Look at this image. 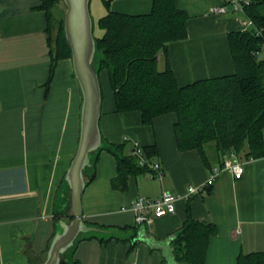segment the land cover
<instances>
[{
  "label": "crops",
  "instance_id": "1",
  "mask_svg": "<svg viewBox=\"0 0 264 264\" xmlns=\"http://www.w3.org/2000/svg\"><path fill=\"white\" fill-rule=\"evenodd\" d=\"M93 1V0H92ZM97 0L95 22L109 10L143 15L153 0ZM225 0H176L187 13L188 37L167 44L159 68L167 63L180 86L235 73L229 41L249 20L246 13L214 14ZM42 0H0V264H42L58 221L57 196L80 139L82 96L71 59L59 61L47 89L52 55L49 20ZM59 6V5H58ZM61 7V6H60ZM230 9V7H229ZM262 56L264 57V51ZM103 90L101 132L111 148L132 156L136 145L156 147L162 178L149 170L120 176L117 157L104 150L97 158L94 181L83 198V218L103 228L120 229L122 239L107 243L81 241L77 264H178L173 242L188 219L214 224L205 264H237L244 254L264 252V155L239 158L245 172L236 180L222 173L211 188L187 197L190 186H204L216 159L205 162L196 150L180 151L169 113L143 122L141 112L119 113L108 73L101 74ZM170 192L179 199L176 212L137 224L131 210L139 198L156 199ZM65 264V263H64Z\"/></svg>",
  "mask_w": 264,
  "mask_h": 264
},
{
  "label": "trees",
  "instance_id": "2",
  "mask_svg": "<svg viewBox=\"0 0 264 264\" xmlns=\"http://www.w3.org/2000/svg\"><path fill=\"white\" fill-rule=\"evenodd\" d=\"M49 20V43L52 65L49 89L59 61L71 59V49L65 38L63 21H56L55 6L65 9L62 0H42ZM109 8V1L105 0ZM245 13L255 26L264 30V2L252 0ZM186 12L178 9L176 0H153L152 10L143 15H124L109 10L94 20V35L104 60L101 74L106 71L115 95L119 113L138 111L143 122L151 125L154 119L175 113L178 120L175 134L180 151L196 150L205 162H211L207 145L214 144L216 156L222 161L226 152L240 158H260L264 155V35L254 31H236L229 35L235 65L233 75L194 82L180 86L169 63L159 68V54L166 53L167 44L188 37ZM96 25L103 32L96 36ZM264 34V33H263ZM121 147L108 151L117 157L120 176L145 171L136 157L119 152ZM147 156L157 154L156 147L143 148ZM148 170V169H147ZM95 179L88 180L90 185ZM71 222V214L64 216ZM87 222V221H86ZM89 224H93L87 222ZM95 225V224H93ZM214 224L188 219L173 242L178 264H205ZM101 240L103 243L109 242ZM74 264L77 262L74 261ZM237 264H264V252L242 253Z\"/></svg>",
  "mask_w": 264,
  "mask_h": 264
},
{
  "label": "water",
  "instance_id": "3",
  "mask_svg": "<svg viewBox=\"0 0 264 264\" xmlns=\"http://www.w3.org/2000/svg\"><path fill=\"white\" fill-rule=\"evenodd\" d=\"M62 3L65 10L55 6L52 12L56 21L64 23L73 73L81 91L80 139L57 196L56 213L71 214L73 220L58 221L42 264H74V253L81 241L93 238L108 241L122 239L124 235L120 229L89 224L83 218L82 198L88 180L95 175L98 155L111 148L100 127L103 105L100 66L105 58L94 35L92 0H62Z\"/></svg>",
  "mask_w": 264,
  "mask_h": 264
},
{
  "label": "built area",
  "instance_id": "4",
  "mask_svg": "<svg viewBox=\"0 0 264 264\" xmlns=\"http://www.w3.org/2000/svg\"><path fill=\"white\" fill-rule=\"evenodd\" d=\"M225 4L221 7H216L212 10L214 14H228L229 10L235 13H245V8L249 6L252 0H225ZM230 7V9H229ZM254 31L257 36H263L264 30L255 26L252 20H247L241 31ZM264 50V47H263ZM132 155L139 161V165L149 170L150 176L154 178H162V164L147 156L145 150L136 145ZM224 172H231L236 180L242 179L245 172V164L240 161L233 151L226 152L222 157L221 165L212 169V174L207 180L206 184L201 187L190 186L187 190V197L201 194L207 188H211L216 179ZM179 196L163 192L162 195L156 199L139 198L133 204L131 210L135 215L137 224L142 225L149 223L153 218H160L167 215H172L176 212V203Z\"/></svg>",
  "mask_w": 264,
  "mask_h": 264
},
{
  "label": "rangeland",
  "instance_id": "5",
  "mask_svg": "<svg viewBox=\"0 0 264 264\" xmlns=\"http://www.w3.org/2000/svg\"><path fill=\"white\" fill-rule=\"evenodd\" d=\"M97 0H93L91 3V12H92V16H96V12H95V4H96ZM65 10V9H63ZM103 32L97 27L96 25V36L98 37H102ZM207 154L208 157L211 161L216 159V151H215V146L214 144H208L207 145Z\"/></svg>",
  "mask_w": 264,
  "mask_h": 264
}]
</instances>
